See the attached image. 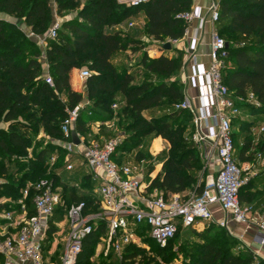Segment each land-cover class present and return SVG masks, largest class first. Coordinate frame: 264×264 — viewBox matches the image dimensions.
<instances>
[{
    "label": "trees",
    "instance_id": "trees-1",
    "mask_svg": "<svg viewBox=\"0 0 264 264\" xmlns=\"http://www.w3.org/2000/svg\"><path fill=\"white\" fill-rule=\"evenodd\" d=\"M71 5L72 0L59 2L58 15L63 14ZM191 10L192 0H150L137 6H126L118 0H86L79 12L83 21L65 20L57 38L46 37V63L54 87L42 76L43 64L38 45L14 23L0 19V124L8 123V132L0 127V150L26 152L32 146L27 136L29 125L23 119L34 116L30 114L33 106L46 107L40 114L42 126L50 135L64 138L60 124L61 119L68 116L65 104L59 101L61 106L49 107H52L58 94L63 92L69 98V108L74 109L82 102L83 95L72 88L71 74L74 69L85 67L91 71V76L87 78L89 96L93 98L100 91L109 92L107 98L98 100L99 104H108L120 93L126 102L124 112L136 119L133 124L134 134L125 139L123 147L127 145L131 149L141 139L154 133L169 143L171 151L163 163L162 172L155 177L153 186L166 196L195 188L202 193L205 181L198 182L196 174L203 168L199 148L183 135V128L190 122L192 128V115L187 110L175 109V104L184 99L183 85L178 78L185 62L184 53L179 51L177 56L170 57L166 54L165 44L162 47L163 53L157 57L151 58L145 53L142 65L159 82L146 80L135 84L136 74L116 68L113 57L128 46L140 44V40L121 31H106L108 27L143 13L147 19L144 31L148 36L162 43L178 40L184 37L188 27V23L178 15ZM0 11L22 18L32 32L38 35L48 32L53 19L50 0H0ZM217 30L220 35L227 37L224 38L227 40L229 56L223 68L224 83L234 98L240 97L247 101L248 96L253 94L259 103L256 106L250 101L238 102L240 109H249L252 115L264 114V0H221ZM29 51V56H26ZM175 75L177 78H174ZM146 111L151 113L152 121L144 116ZM85 129L81 121L76 122L78 133H84ZM106 136L109 138L113 134L107 133ZM252 146L250 142L245 143L239 151L236 146V154L244 163L250 160L248 151ZM260 150L264 153V142ZM117 153L122 156L124 152L118 147ZM50 154L51 149L44 148L37 154V158L44 164ZM142 157L139 154L136 159ZM63 167L65 169L66 166ZM54 171V187L63 185L60 171ZM10 175L6 166L0 163V178H11ZM252 185L251 179L241 186L240 201L256 211L261 200H264V188L261 191L252 190ZM5 188L11 192L17 189L15 184H0V192ZM61 194L63 201L55 216L58 221L64 219L63 207L67 209L74 203L85 202V213L99 211L96 198L90 192L87 195L79 194L71 187L62 188ZM34 195L35 191L32 190L25 200L28 216L36 212ZM213 229L215 234L210 235ZM55 231L56 227L52 223L49 239ZM106 232V224L98 221L94 231L84 240L77 264H93L96 246ZM198 234L205 241L191 248L193 264H264L263 259L255 262L256 257L249 250L234 252L230 242L237 239L226 228L211 224ZM149 240L157 245L159 254L168 258L154 239L150 237ZM147 252L134 244L127 245L120 264H135L139 256L140 264H150L154 258L151 259Z\"/></svg>",
    "mask_w": 264,
    "mask_h": 264
},
{
    "label": "built area",
    "instance_id": "built-area-1",
    "mask_svg": "<svg viewBox=\"0 0 264 264\" xmlns=\"http://www.w3.org/2000/svg\"><path fill=\"white\" fill-rule=\"evenodd\" d=\"M148 1L118 0L126 6H137ZM178 17L189 25L200 18V13L191 10L180 13ZM209 19L212 24H217L220 3H211ZM203 24L204 19L201 18L200 28ZM62 25V21L56 17L44 37L57 38ZM130 26H134L133 22H130ZM31 35L35 36V33ZM199 42V36L194 35L190 42L191 58L196 57ZM209 56L208 67L197 63L192 65L189 80L199 88L197 99L185 97L175 104L176 110L191 113L193 141L202 152L204 170L211 171L213 168L206 180L203 177L200 179V182L205 181L202 193L195 188L166 196L153 186L155 176L150 173L149 180H145L148 169L146 159L118 160L122 158L117 153L121 144L119 136L86 142L77 132L81 143H73L72 131L76 130L80 106L67 110L62 131L68 139V149L84 158L91 168L92 179L100 184L96 190L99 211L85 213V202L74 203L67 209L65 216L69 231L59 253V264H77L84 240L94 231L98 221H103L107 227L106 254L111 248L121 253L127 245H140L144 231L165 247L182 230L197 228L200 223L211 225L216 222L213 210L216 205L238 223L257 225L255 240L259 245H264V212L258 215L240 201V189L248 181L250 168L249 164H241L236 156L232 122L241 109L223 80V68L229 56L228 45L215 27L211 33ZM80 76L87 79L91 71L85 69ZM45 80L54 87L50 74ZM247 101L259 105L253 94L248 96ZM261 130L264 131V122ZM73 167L71 162L67 165L68 170ZM32 190L35 191L33 203L36 212L28 216L25 200ZM22 195L19 211L3 215L6 225L0 232V264H54L45 252L54 243V239H49L52 223L56 232L64 228L54 221L56 210L63 201L62 194L54 187L52 179H42L26 186ZM217 224L226 228L228 218Z\"/></svg>",
    "mask_w": 264,
    "mask_h": 264
},
{
    "label": "rangeland",
    "instance_id": "rangeland-1",
    "mask_svg": "<svg viewBox=\"0 0 264 264\" xmlns=\"http://www.w3.org/2000/svg\"><path fill=\"white\" fill-rule=\"evenodd\" d=\"M53 18L58 17L62 23L65 20L75 19L83 21L84 19L79 16V12L83 5H85L86 0H72V5L69 9L65 10L63 14L58 15V5L61 1L66 0H50ZM0 13H4L0 11ZM143 13H139L136 16H133L129 20L120 23L113 27L106 28L107 32L121 31L124 34H129L130 36L140 40V44L133 46H128L124 50L118 52L113 57V63L121 71H130L136 74L135 84L142 83L146 80H152L154 83L159 82L151 73H149L144 66L142 65V58L145 53L149 57L154 58L159 56L162 51L163 44L170 42L166 40L165 43L159 42L154 38L148 36L144 31L143 25ZM18 22L23 21L22 18H16ZM130 22H133L134 26H130ZM52 23V22H51ZM15 24V23H14ZM18 28L19 26L15 24ZM217 27V24H216ZM227 39V37L224 35ZM175 44V42H171ZM139 46H143L141 49H138ZM179 52V51H178ZM177 50H167L166 54L171 56H177L179 53ZM183 52V50H182ZM184 53V52H183ZM29 53L26 56H29ZM88 68L82 67L78 69L76 75L71 74V84L72 88L83 95V100L79 104L78 112V121H81V124L85 126V132L81 133L83 139L88 142L93 139H100L107 137V133L113 134V136H119L121 139L120 149L123 150L122 159L125 161H133L140 154L144 159H146L148 169L145 173V180H149L148 173L154 172L156 168L163 167V163L166 158H168L171 151L169 143L164 140L161 136L156 133L151 134L150 136L141 139L135 147L128 149L127 145L123 147V142L125 139L129 138L134 134L133 124L136 122V119L131 118L124 112L126 108V102L122 94H116V97L110 101L108 104H99L98 100L102 98H107L109 92L100 91L95 97L89 96V88L87 85V79H84L80 76V73ZM177 75H175L174 78ZM236 103L238 102H247L246 99H241L240 97L234 98ZM65 104L66 110H72L67 106L69 103V98L67 94L59 93L58 97L53 101L51 108H57L61 105L58 102ZM46 107H32L30 114L34 116L25 117V120L29 125V130L27 136L32 141V146L26 151H13L12 152H2L0 150V163L6 166L8 173L11 174V178H0V184H15L16 191L11 192L5 188L0 192V215H5L7 212L15 211L19 207V202L22 199V188L28 186L31 183H35L42 179H52L53 175L56 174L55 169H63V166H67L70 162H74L75 169L74 171H67L63 176V181L69 186H76L80 183L82 177L87 175L88 169L84 168L79 170L83 161L77 159L76 156L68 149V139L62 137H56L50 135L41 124L42 116L40 115ZM68 112V111H67ZM159 115V114H157ZM144 116L151 120V113L146 111ZM238 114L232 122V129L234 133L235 144L238 151L240 147L245 145V143H251L253 146L248 151L250 160L247 162L249 164V175L248 181L253 180L252 190L261 191L264 188L263 182L260 181L264 177V153L260 150V145L264 142V131L261 130V126L264 121V114H256L249 117L254 123L243 122L242 120L249 121L250 119H241L242 117L247 118L246 112L244 114ZM40 118V119H39ZM66 117L61 119V130L64 124ZM77 121V122H78ZM0 127L8 132V123H1ZM63 132V131H62ZM184 137L193 141V127L191 128V122L183 128ZM195 144V142H194ZM50 148L51 154L48 156V159L45 163H41L37 154L44 148ZM199 156L202 158V152L199 150ZM63 167V168H62ZM149 170V172H148ZM162 172V171H161ZM160 172V173H161ZM150 174V173H149ZM198 178L197 181L200 182L201 177L206 180L208 172L203 168L196 173ZM69 186L62 185L61 188H71ZM61 190V189H60ZM59 190V192H61ZM75 190L80 194H88L89 190H92L88 183L84 182L80 187H76ZM8 193V194H7ZM93 194V193H92ZM68 209V208H67ZM66 206L63 207L62 213L63 218L66 219L67 213ZM58 215V213H56ZM57 217V216H56ZM205 229L199 230L196 227L186 229L181 231L177 238L168 244L165 247H162V251L168 260L164 258L163 255L158 253V247L153 242L149 240L150 236L144 231L142 232L140 245H136L138 248H143L147 250V254L152 258L150 264H193L191 257V248L197 246L200 242H204L202 235H199L198 232H204ZM69 231V225L61 229V231L56 234V244L52 246L48 251L46 250V255L56 253V251L63 249L64 239L67 236ZM207 234V233H206ZM210 235L215 234V229L210 231ZM208 235V234H207ZM107 236L104 234L100 239L98 245L96 246L95 253L92 257L93 264H120V261L124 255L126 246L124 247L121 253L116 252L113 248L110 249L108 254H106L107 242L105 241ZM237 239V238H236ZM232 241V240H231ZM100 244V245H99ZM230 245L233 246L234 252L246 251L247 249L243 246V243L237 239L234 242H230ZM140 256L135 261V264H140ZM170 258V259H169ZM258 258H256L255 262Z\"/></svg>",
    "mask_w": 264,
    "mask_h": 264
},
{
    "label": "crops",
    "instance_id": "crops-1",
    "mask_svg": "<svg viewBox=\"0 0 264 264\" xmlns=\"http://www.w3.org/2000/svg\"><path fill=\"white\" fill-rule=\"evenodd\" d=\"M221 0H192V10H197L200 13V18L195 19L192 23H190L188 26V32L184 35L183 38L178 39V40H170V42H175V44H172V50L175 49L178 51H182L184 52V56H185V62H184V66L178 76V78L181 80L182 85H183V93H184V98L185 97H191V98H196L198 97L199 94V88L195 87L191 84L190 80H189V76L192 74L193 68L192 65L194 63L197 64H203L205 67L209 66L210 63V56H209V52H210V41H211V33L213 31V28H217L216 24H212V22L209 19V13H210V5L212 2H218L220 3ZM201 18L204 19V24L203 27L200 28V22H201ZM0 19L15 23L19 26V28L21 30H23L26 35L33 40L38 47L40 48L41 51V56H40V61L43 64V71H42V76L46 77L48 74H50L49 71V65L46 63V47H47V43H46V38L44 37V35H38L35 34V36H32V30L31 28L24 22H18L17 19L9 14L6 13H0ZM143 20V25L146 22V16L143 15L142 17ZM55 22V17L52 19V23L49 27V29L51 28V26L54 24ZM49 31V30H48ZM198 35L200 38V42H199V46H198V50L196 53V57L195 58H191L192 54H191V50H190V42L191 39L194 35ZM169 49V50H171ZM163 53V52H162ZM161 53V54H162ZM159 54V55H161ZM78 72V69H74L72 71V75H76ZM246 112L247 114V118L242 117V114H244ZM254 116L252 115V113L249 111V109H241V119H250L249 117ZM249 121H252L251 119ZM264 122V121H263ZM107 137H103L100 139H95L97 141H102L103 139H106ZM94 140V139H93ZM89 142V140H88ZM74 156H76L77 159H81L83 161V163L81 164L79 170H83L84 168L88 169V173L87 175H85L84 177H82L81 181L79 184H77L76 186L72 187V188H76V187H80V185L84 182L88 183V185L91 187L92 190H89L90 193H93V195L95 196V198H97V192L96 190L99 187V182L94 181L92 179L91 176V168L85 163L84 158L79 155V154H74ZM237 158L239 159L240 163L243 165H246L247 163H244L239 156L236 154ZM73 163V165L75 164L73 161L71 162ZM75 166L73 167V169L68 170L67 166L65 167V169H63L62 171H60V178L62 181V184L65 185L64 181H63V176L65 174V172L67 171H74ZM211 171H207L208 174L213 172V168L210 169ZM162 171V166L159 168H156V170L154 172H148L152 174V176H157L160 172ZM148 173V176H149ZM89 177L88 179H85L86 177ZM261 182H263L264 185V177H262V179L260 180ZM62 185H59L57 187L58 190L62 191L61 188ZM79 193V192H78ZM80 194V193H79ZM214 210V214H215V219L216 222L212 223L215 225H218L217 222L219 221H223L226 217L228 218V226L226 227V229L229 231V233L237 238L239 241H241L243 243V246L251 251L256 258L258 259H263L264 260V245H259L256 240L255 237L257 235L258 232V227L257 225H248L246 223H238L236 222L231 215L224 213L221 208L219 206H214L213 207ZM15 211H19V207L15 210ZM264 212V200H261L258 209L256 210V214L260 215ZM56 216V214H55ZM54 221L59 222L64 228L68 225L67 220L64 218L61 221H58L55 217H54ZM6 225V220L3 218V215H0V232H3V228ZM206 227H208V225L200 223L197 228L199 230L205 229ZM59 232L58 231L53 233V236L51 237V240L54 239V243L53 246L56 244V234ZM61 250L56 251V253H52L49 254L48 259H50L54 264H59V253Z\"/></svg>",
    "mask_w": 264,
    "mask_h": 264
},
{
    "label": "water",
    "instance_id": "water-1",
    "mask_svg": "<svg viewBox=\"0 0 264 264\" xmlns=\"http://www.w3.org/2000/svg\"><path fill=\"white\" fill-rule=\"evenodd\" d=\"M164 48L167 49V50L171 49V48H172V44H171V42H167V43L164 45ZM72 141H73V143H75V144H80V143H81V140H80L79 135H78V133H77L76 130H73V131H72Z\"/></svg>",
    "mask_w": 264,
    "mask_h": 264
}]
</instances>
